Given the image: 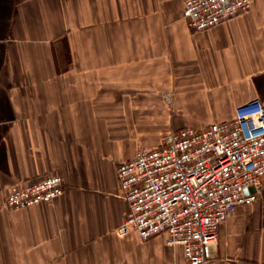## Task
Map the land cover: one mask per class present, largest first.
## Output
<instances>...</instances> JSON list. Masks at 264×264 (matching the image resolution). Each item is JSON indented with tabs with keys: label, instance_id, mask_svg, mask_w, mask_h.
<instances>
[{
	"label": "crops",
	"instance_id": "crops-1",
	"mask_svg": "<svg viewBox=\"0 0 264 264\" xmlns=\"http://www.w3.org/2000/svg\"><path fill=\"white\" fill-rule=\"evenodd\" d=\"M250 2L196 32L183 0H0V264H184L164 235L116 233V167L264 107V0ZM52 174V203L4 209L10 189ZM210 264H264V188L220 226Z\"/></svg>",
	"mask_w": 264,
	"mask_h": 264
},
{
	"label": "built area",
	"instance_id": "built-area-1",
	"mask_svg": "<svg viewBox=\"0 0 264 264\" xmlns=\"http://www.w3.org/2000/svg\"><path fill=\"white\" fill-rule=\"evenodd\" d=\"M250 8V0H183L182 18L200 32ZM116 178L128 205L118 235L134 232L140 241L164 235L168 247L182 248L184 264H210L220 226L264 188V107L252 99L231 120L172 131L159 148H139L119 164ZM62 193L63 179L52 174L10 189L3 207L49 204Z\"/></svg>",
	"mask_w": 264,
	"mask_h": 264
},
{
	"label": "water",
	"instance_id": "water-1",
	"mask_svg": "<svg viewBox=\"0 0 264 264\" xmlns=\"http://www.w3.org/2000/svg\"><path fill=\"white\" fill-rule=\"evenodd\" d=\"M247 190H248V191H250V190H251V188H248Z\"/></svg>",
	"mask_w": 264,
	"mask_h": 264
}]
</instances>
